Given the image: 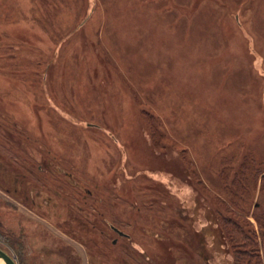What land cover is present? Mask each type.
<instances>
[{"label":"rangeland","instance_id":"1","mask_svg":"<svg viewBox=\"0 0 264 264\" xmlns=\"http://www.w3.org/2000/svg\"><path fill=\"white\" fill-rule=\"evenodd\" d=\"M0 248L264 264V0H0Z\"/></svg>","mask_w":264,"mask_h":264},{"label":"water","instance_id":"2","mask_svg":"<svg viewBox=\"0 0 264 264\" xmlns=\"http://www.w3.org/2000/svg\"><path fill=\"white\" fill-rule=\"evenodd\" d=\"M112 229L118 233L121 236H127L126 234H124L123 232L119 231L117 228L112 227ZM0 264H15L13 258L11 256H9L5 251H3L0 248Z\"/></svg>","mask_w":264,"mask_h":264}]
</instances>
